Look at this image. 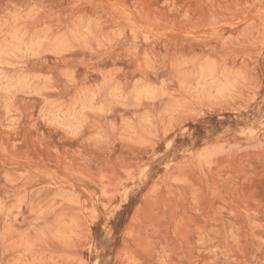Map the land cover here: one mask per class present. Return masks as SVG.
Masks as SVG:
<instances>
[{"label":"rangeland","instance_id":"obj_1","mask_svg":"<svg viewBox=\"0 0 264 264\" xmlns=\"http://www.w3.org/2000/svg\"><path fill=\"white\" fill-rule=\"evenodd\" d=\"M0 264H264V0H0Z\"/></svg>","mask_w":264,"mask_h":264}]
</instances>
